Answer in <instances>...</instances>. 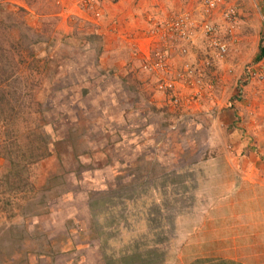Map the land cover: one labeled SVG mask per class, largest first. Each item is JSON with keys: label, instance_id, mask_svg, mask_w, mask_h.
I'll use <instances>...</instances> for the list:
<instances>
[{"label": "rangeland", "instance_id": "obj_1", "mask_svg": "<svg viewBox=\"0 0 264 264\" xmlns=\"http://www.w3.org/2000/svg\"><path fill=\"white\" fill-rule=\"evenodd\" d=\"M107 1L97 0L98 8ZM176 1L185 7L165 17L147 11L143 39L148 45L133 66L126 58L140 52L134 43L138 36L122 32L118 19L105 28L110 39L101 33L102 45H89L82 39L91 26L70 10L69 0H0V45L10 48L13 42L14 57L27 60L17 69L24 73L21 84L13 82L4 89L33 91L34 99L46 103L53 93L61 97L57 109L64 114L51 121L56 129L51 123L40 130L59 137L68 128L66 119L77 116L76 144L81 150L75 165L79 169L69 170L64 184L57 179L59 163L52 158L19 170L27 175L22 191L17 184L5 189L3 176L10 163L0 156V264H264V252L252 251L243 242L249 235H239L250 228L251 220L234 219L233 202L224 192L216 201L223 180L232 174L224 166L234 164L233 141L209 138L214 109L196 114L188 109L209 94L217 96V83L205 84L204 78L229 48L223 27L213 18L218 15L227 24L228 34L235 30V19L226 22L221 10L206 12L203 0H198V21L190 12L192 0ZM224 7L232 6L224 0ZM176 22L184 38L174 32ZM208 24L216 33L206 32ZM46 34L50 36L43 39ZM197 39L206 48L203 58L198 63L184 60L175 68L170 52L178 48L186 56L185 43L196 45ZM215 40L226 45V53L220 55ZM28 53H34L38 68H30L36 64ZM158 59L164 68L144 69L146 61ZM12 63L8 60L3 72L7 69L11 75L17 61ZM113 65L116 71H110ZM249 65L236 84L234 100L240 99L239 86ZM26 102L17 110L26 111ZM0 140L9 141L3 125ZM5 154L19 159L14 144H7ZM202 164L217 169L209 176ZM49 178L59 194L50 199L47 195L46 205L22 212L29 203H39L37 193L45 191ZM4 199L10 210L3 209ZM9 228L14 233L9 234ZM43 240L44 252L38 248Z\"/></svg>", "mask_w": 264, "mask_h": 264}, {"label": "crops", "instance_id": "obj_2", "mask_svg": "<svg viewBox=\"0 0 264 264\" xmlns=\"http://www.w3.org/2000/svg\"><path fill=\"white\" fill-rule=\"evenodd\" d=\"M192 1L190 12L199 21L201 17L197 12L199 9L198 0ZM227 1L228 5L237 9V16L232 23L235 30L231 34L226 33L224 28L227 27V24L218 15L213 18L223 27L222 37L229 49L225 59L215 61L213 66L207 70L204 78L205 84L217 83L215 89L217 96L212 97L209 94L206 96H209V99L205 97L206 100L204 99L200 104L193 103L188 109H192L190 111L192 114L211 112L214 109L215 116L212 119V131L209 133V138L215 142V138L221 137V139L229 138L233 141L236 154L234 164L222 163L225 164L226 169L232 170V174L230 178L223 180L221 184L223 190L219 194L217 193L216 201L220 200L224 192L223 195L233 202L234 219L251 220L250 228L245 232L241 231L242 234L239 235H249V241L243 242H248L252 251L264 252V82L251 80L242 87L240 99L232 98L244 68L248 64L254 63L259 55L264 35V0ZM69 2L70 10L75 11V14L81 17L83 22H88L87 24L91 27L86 30H92L91 33L94 34V38L95 36L98 38L100 44L101 33L105 38L110 39V36L106 35V29H110L108 24L113 19H118L121 31L126 32L127 36L130 37L133 34H135L133 38L138 36L134 43L140 52L137 53V56L135 54L133 57L128 55L126 58L127 62L133 63V66L140 62V58L145 53L144 48L148 45L147 41L143 39L148 33V24L146 20H143L144 16H147V11L153 9L154 13L165 17L169 13L173 14L185 7L179 6L176 0H109L102 2L96 15L92 17L89 13L81 12L77 7L75 8V0H69ZM91 33L89 35H92ZM82 40L88 42L89 39L86 37ZM128 41L131 43V39ZM185 44L189 49L188 55L182 56L177 50L178 48L170 52V61L175 68L180 67L184 60L198 63L206 53L204 43L198 39L196 45H189L187 42ZM117 65H113L109 69L116 71ZM34 70L36 71V69ZM203 165L202 171L205 174L210 172L209 176L217 169V166L213 165L206 169V165ZM207 199L210 202L215 201L212 195ZM240 225L242 227V223Z\"/></svg>", "mask_w": 264, "mask_h": 264}, {"label": "trees", "instance_id": "obj_3", "mask_svg": "<svg viewBox=\"0 0 264 264\" xmlns=\"http://www.w3.org/2000/svg\"><path fill=\"white\" fill-rule=\"evenodd\" d=\"M18 9L23 10L21 7H19ZM50 34H46V36L44 35L43 39L50 36ZM93 35L94 34L87 36V38L89 39V45L98 44V38L96 36L94 38ZM9 37L10 36H8L7 39H9ZM31 39L33 41H38L41 40V36ZM55 43L56 42L53 41L51 43V46L54 47ZM64 43L67 44V42ZM14 47L15 45H13V42H11L10 48L0 45V55L3 54L4 56H8L7 59L6 57L0 56L1 58H5L3 60H0V63L4 62L3 65H0V126L3 125V128H6L7 139L9 140H5L3 142H1L0 140V156L5 159L7 164L8 162L10 163L6 174L3 176V179L5 181L3 184L5 186V189L7 188V190H13V185L17 184V189L19 191H22L24 188H26V179L22 178H26L27 175L25 174L26 176H22V174L19 173V170L25 168L27 165L39 164L40 162L48 158H52L56 160V163H59L56 165V167L60 168L59 171L56 172L57 179L60 180L61 184H64L67 179V174H69L68 171L73 170V172H76L79 169L76 168L75 165L78 167L77 161L79 152L81 151H78L79 148L76 144V139L79 136L76 135V129L80 120L75 119L77 116H75L74 119L72 118L73 120L66 119V125H68V128L65 129L64 134L60 135L59 133V137L53 136L47 131L45 132L44 130H40V128L43 129L44 124L50 125L53 119L64 114L62 110L57 109L60 105H62V100L60 99L61 97L58 98L56 94L53 93L52 95H50V100H52L51 102L54 103L53 105L50 104L51 102L46 103L42 100H39L38 98L34 99L35 95L33 91L21 92L17 88L16 90L12 91L4 89V86L9 87L13 82H19V84H21L20 82H22L21 79L24 75V73L21 74L20 72H18L17 69L20 66L19 63H23L27 60L23 56H20V60L18 58H15L14 54L12 53V49ZM26 56L27 58L29 57V59H32V62L36 64L30 68H38L40 66V64H37L39 63V61L35 59L34 53H28L26 54ZM263 56L264 46L261 43L257 60H259ZM8 60L12 65V61H17L16 68L15 70H13L11 75H8L7 69L3 72V68H5ZM32 62L31 64H33ZM43 65L47 69V66L45 64ZM111 70L113 71V69ZM45 79L48 80V75H45ZM59 99L61 100V103ZM24 100H29V103L26 102V104H24V107H27V110L20 112L17 110V108H19V106L23 104ZM11 108L15 109L11 110ZM85 121H87V119H85ZM70 123L72 124L69 125ZM52 125L53 129H56L53 123ZM80 137H82V135ZM6 143L15 145L19 152V159L14 160L10 158L8 154H5L7 150ZM83 152L86 153V151ZM50 180L51 178L48 179V186H46L45 191H42L40 194L37 193V200L39 203H29L28 206H24L22 208V212L34 210L36 204H40L41 206L46 205L43 201H45L47 195L50 199L51 197L59 194V191L57 190L58 188L51 185ZM5 192L3 194H5ZM1 203H3V209H5V211L10 210V208L8 207L10 204L9 201L7 202L4 199L1 200ZM7 232L9 234L14 233V229L9 228ZM19 236L23 237L22 234H19ZM45 244V240L41 241V245H39L38 248L44 249ZM45 249L42 252H44ZM27 258L28 256L24 255V259L26 260Z\"/></svg>", "mask_w": 264, "mask_h": 264}, {"label": "built area", "instance_id": "obj_4", "mask_svg": "<svg viewBox=\"0 0 264 264\" xmlns=\"http://www.w3.org/2000/svg\"><path fill=\"white\" fill-rule=\"evenodd\" d=\"M97 4H98L97 0H78L79 9L83 12L91 13L94 16L98 12ZM203 4L205 5L206 12L221 10V15L226 22L227 21L231 22L235 19V16H236L235 7H224V0H203ZM174 26H175V29H174L175 31L173 29L172 30L174 32L178 30V32H176L178 38L179 39L184 38L185 36L181 30V26L179 25V23L176 22ZM206 32H208V34L212 32L216 33V29L212 25L208 24L206 25ZM213 44L219 50L220 55H223L224 53H226L227 47L224 43L215 40ZM263 46H264V41H263ZM161 58L162 57H160V59ZM160 59H158L157 62L156 61L153 62L150 60L146 61L144 65V69L147 71H151L152 68L154 67L159 68V70L164 68L162 66L163 64L161 63ZM244 75H245V79L241 82L239 88L243 87V83L249 82L251 80H257L260 82H264V56L260 58L259 60L255 61L254 63L250 64L246 68ZM238 93H239L238 96L241 97L242 90L240 89Z\"/></svg>", "mask_w": 264, "mask_h": 264}, {"label": "clouds", "instance_id": "obj_5", "mask_svg": "<svg viewBox=\"0 0 264 264\" xmlns=\"http://www.w3.org/2000/svg\"><path fill=\"white\" fill-rule=\"evenodd\" d=\"M262 41H264V35L262 36ZM262 45H263V42H262ZM257 61V60H256Z\"/></svg>", "mask_w": 264, "mask_h": 264}]
</instances>
